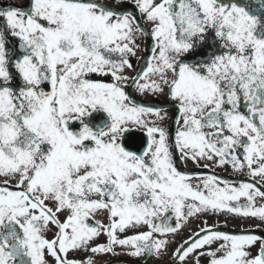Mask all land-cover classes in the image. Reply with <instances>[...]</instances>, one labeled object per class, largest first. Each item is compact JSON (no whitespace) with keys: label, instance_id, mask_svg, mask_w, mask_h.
Returning <instances> with one entry per match:
<instances>
[{"label":"snow or ice","instance_id":"6c2138e0","mask_svg":"<svg viewBox=\"0 0 264 264\" xmlns=\"http://www.w3.org/2000/svg\"><path fill=\"white\" fill-rule=\"evenodd\" d=\"M165 260L264 264V0H0V264Z\"/></svg>","mask_w":264,"mask_h":264},{"label":"flooded vegetation","instance_id":"af4514ba","mask_svg":"<svg viewBox=\"0 0 264 264\" xmlns=\"http://www.w3.org/2000/svg\"><path fill=\"white\" fill-rule=\"evenodd\" d=\"M162 102V101H161ZM189 170H191V166H189ZM223 175H225V176H227L228 174L227 173H223ZM236 231H238L239 230V228H237V229H235ZM113 259H115V258H113ZM127 258L126 257H120L119 258V261H124V260H126ZM119 261H118V264H119ZM165 264H169V262L167 261V260H165Z\"/></svg>","mask_w":264,"mask_h":264}]
</instances>
